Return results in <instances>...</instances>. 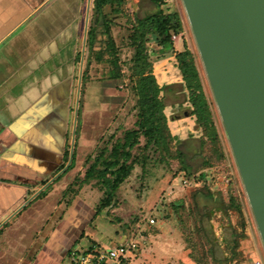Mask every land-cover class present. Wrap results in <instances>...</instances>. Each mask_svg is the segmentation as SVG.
Listing matches in <instances>:
<instances>
[{"label": "rangeland", "instance_id": "obj_1", "mask_svg": "<svg viewBox=\"0 0 264 264\" xmlns=\"http://www.w3.org/2000/svg\"><path fill=\"white\" fill-rule=\"evenodd\" d=\"M86 6L87 0H82V23ZM161 8L165 12H178L183 28L172 35L173 51L164 50L153 40L146 46L153 73L163 87L161 96L167 124L176 138L173 150L176 147L185 153L190 174L181 170L179 160L163 156L156 147L136 148L134 154L144 162L135 165L118 190L116 206L93 218L103 191L94 181H83L88 157L111 136L121 138L126 130L135 128L137 97L131 80L134 48L127 37L136 18L159 10L152 0H125L119 13L108 7L105 11L114 19L112 34L123 77L111 79V66L92 60L87 80H82L77 105L79 77L82 75L83 79L87 69L86 46L82 72L79 62L68 75L69 80L63 81L65 86L60 88L59 98L53 102L59 108L61 125L51 123L53 119L48 118L52 139L48 143L47 138L40 140L43 136L39 131L47 129L42 122L32 127L37 129V135L29 132L11 141L7 139L10 136L7 132L3 135L13 150L0 152V264H75L72 254H68L70 249L72 253L86 252L129 241L137 244L135 257L107 264H213L203 259L209 244L198 229L195 201L205 214L201 224L215 245L217 258L224 257L225 244L232 240L231 227H236L243 217L246 221V236L240 242L238 255L232 262L223 264L255 261L264 264V245L183 1L167 0ZM91 16L92 10L89 26ZM105 38L104 35L98 37V49L105 47ZM185 46L195 56L218 134L216 145L220 153L214 156L207 141L204 154L211 164L204 169H201L202 159L195 154L200 148V139L206 141L207 138L192 115L193 107L175 58V53ZM76 107L75 164L60 174L64 168L59 172L58 169L65 163L64 147L68 145L69 151L71 149ZM2 130L4 128L0 127V136ZM144 144L142 139L141 146ZM201 173L205 178L199 177ZM199 190L211 192L212 196L199 193L194 199L193 195ZM231 197L235 198L242 214L235 208L226 211L225 203L229 204ZM206 208L210 215L206 214ZM151 219L155 221L153 224ZM76 240L78 243L73 246Z\"/></svg>", "mask_w": 264, "mask_h": 264}, {"label": "trees", "instance_id": "obj_2", "mask_svg": "<svg viewBox=\"0 0 264 264\" xmlns=\"http://www.w3.org/2000/svg\"><path fill=\"white\" fill-rule=\"evenodd\" d=\"M152 1L159 7V10L145 17L136 18L127 37L131 42V46L134 48V54L131 58V80L133 82V90L137 97V120L135 122V128L126 130L121 138L111 136V139L103 147H99L93 156L88 157L89 165L83 181L85 183L94 181L103 191L93 218H96L103 210L116 206L118 190L130 177L135 165L139 164V162H144V160H140L138 155L134 154L136 148L147 150L152 146L156 147V149L163 152V156L168 155L179 160L181 170L187 175L190 174V167L185 162V153L176 147L173 150L172 145L176 138L171 134L167 124V116L164 112L165 104L161 96L163 87L159 85L153 73V63L146 46L148 41L153 40L158 46L164 48V50L173 51L172 35L182 30V21L178 12L163 11L161 6L166 4L167 0ZM124 2L125 0H93L91 22L86 41L88 48L87 69L83 74V82L87 80V73L92 60H96L97 63H108L112 68L110 73L111 79L118 80L123 77L119 64L118 47L112 34L114 19L105 10L110 7L114 13H119V7ZM100 35L106 37L104 39L105 47L98 49L96 44ZM175 58L177 68L188 91L189 102L193 107L192 115L196 117L198 126L202 128L207 138L206 141L200 139V148L195 154L196 158L202 159L201 169H204L211 164L209 157L204 154L207 141L210 143L214 156L220 153L216 145L218 142V134L213 122L212 111L204 91L194 54L185 46L184 50L175 53ZM77 61H80V54L77 56ZM142 139L145 142L143 146H141ZM69 154V146L67 145L64 153L65 163L61 165L59 170L65 167L69 160ZM74 164L75 152L73 161L68 169L70 170ZM205 176L204 173L199 175L200 178H205ZM199 193L205 197L212 196L211 192L199 190L193 195L194 199ZM194 203L195 212L199 221V232L202 234V238L209 244L208 249L203 255V259L207 263L210 261L213 264L232 262L238 255L241 240L246 236V221L244 217L241 218L236 227H231L232 240L225 244L226 250L224 257L217 258L215 245L201 224L202 217L205 214L200 212L197 201ZM225 206L227 212L229 208H235L242 214V210L236 204L234 197H231L229 204L225 203ZM206 210V214L210 215L208 208ZM78 240L75 241L73 246L78 243ZM68 254H72V249L68 251ZM72 262L75 263V261Z\"/></svg>", "mask_w": 264, "mask_h": 264}, {"label": "water", "instance_id": "obj_3", "mask_svg": "<svg viewBox=\"0 0 264 264\" xmlns=\"http://www.w3.org/2000/svg\"><path fill=\"white\" fill-rule=\"evenodd\" d=\"M182 1L264 245V0ZM90 11L88 0L82 65Z\"/></svg>", "mask_w": 264, "mask_h": 264}, {"label": "crops", "instance_id": "obj_4", "mask_svg": "<svg viewBox=\"0 0 264 264\" xmlns=\"http://www.w3.org/2000/svg\"><path fill=\"white\" fill-rule=\"evenodd\" d=\"M81 9L82 0H0V127L5 130L0 152L13 150L8 143L13 138L37 135L32 127L39 122L47 125L39 135L48 143L53 137L48 118L61 125L53 102L82 62L86 14L82 23Z\"/></svg>", "mask_w": 264, "mask_h": 264}, {"label": "built area", "instance_id": "obj_5", "mask_svg": "<svg viewBox=\"0 0 264 264\" xmlns=\"http://www.w3.org/2000/svg\"><path fill=\"white\" fill-rule=\"evenodd\" d=\"M153 219L150 223H154ZM137 244L134 241L122 243L113 247L101 246L86 252H73L72 261L75 264H107L109 262L120 263L123 260H128L135 257ZM252 264H261L260 261H255Z\"/></svg>", "mask_w": 264, "mask_h": 264}]
</instances>
